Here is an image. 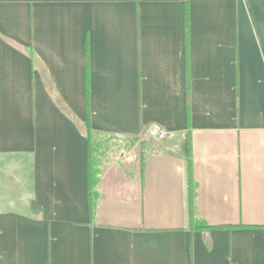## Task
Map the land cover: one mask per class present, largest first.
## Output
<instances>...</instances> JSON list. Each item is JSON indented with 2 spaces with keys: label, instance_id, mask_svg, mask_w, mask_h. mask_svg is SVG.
I'll return each mask as SVG.
<instances>
[{
  "label": "crops",
  "instance_id": "crops-1",
  "mask_svg": "<svg viewBox=\"0 0 264 264\" xmlns=\"http://www.w3.org/2000/svg\"><path fill=\"white\" fill-rule=\"evenodd\" d=\"M0 264H264V0H0Z\"/></svg>",
  "mask_w": 264,
  "mask_h": 264
},
{
  "label": "trees",
  "instance_id": "trees-1",
  "mask_svg": "<svg viewBox=\"0 0 264 264\" xmlns=\"http://www.w3.org/2000/svg\"><path fill=\"white\" fill-rule=\"evenodd\" d=\"M188 35L187 30V16H186V37ZM88 110V109H87ZM84 134L87 140V187H88V207L90 212H92L93 208V187L97 184V174L99 170V166L101 165V161L96 158V151L99 148V140L100 136H104V134L93 131L89 118L87 116L86 122L84 123ZM109 137L108 135H105ZM188 161L186 165V175H187V207H188V220H189V230H200V229H210L215 228L213 226L208 225L203 220L197 219L195 217V199H194V191H195V182L192 175V166L191 161L189 159L190 156V147L188 142V150H187ZM142 167L144 161L141 162ZM219 228H231V226H221Z\"/></svg>",
  "mask_w": 264,
  "mask_h": 264
},
{
  "label": "rangeland",
  "instance_id": "rangeland-1",
  "mask_svg": "<svg viewBox=\"0 0 264 264\" xmlns=\"http://www.w3.org/2000/svg\"><path fill=\"white\" fill-rule=\"evenodd\" d=\"M98 140L99 148L95 154L96 158L101 162L120 156L128 157V161H133L135 157L137 158L138 156L139 158L140 154L146 155L154 142L151 138H144V140L136 138L122 139L105 135L100 136Z\"/></svg>",
  "mask_w": 264,
  "mask_h": 264
},
{
  "label": "built area",
  "instance_id": "built-area-1",
  "mask_svg": "<svg viewBox=\"0 0 264 264\" xmlns=\"http://www.w3.org/2000/svg\"><path fill=\"white\" fill-rule=\"evenodd\" d=\"M152 135L154 137H157V138H163L165 137L166 135V132L164 130H162L161 128L155 126L153 129H152Z\"/></svg>",
  "mask_w": 264,
  "mask_h": 264
}]
</instances>
